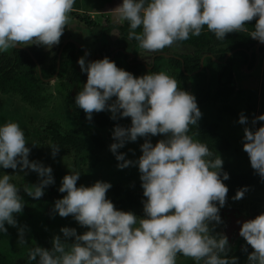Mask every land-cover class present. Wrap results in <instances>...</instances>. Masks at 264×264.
Wrapping results in <instances>:
<instances>
[{
    "label": "clouds",
    "instance_id": "obj_1",
    "mask_svg": "<svg viewBox=\"0 0 264 264\" xmlns=\"http://www.w3.org/2000/svg\"><path fill=\"white\" fill-rule=\"evenodd\" d=\"M74 3L0 0V53L18 44L46 49L58 45ZM113 11L118 24L128 22V39L149 53L199 36L205 26L222 40L227 33L248 31L247 22L253 19L248 36L264 43V0H122ZM77 62L87 79L75 105L86 119L108 111L113 120H131L129 127L114 126L109 150L118 168L138 167L144 215L117 209L107 197L110 182L77 186L81 173L69 168L58 188L65 195L54 201L52 212L72 216L87 230L78 234L76 228L62 227V236L54 235L50 248H29V264H176L178 253L196 264H238V258L229 255L227 236L213 231L222 223L219 210L228 192L223 181L229 174L219 154L214 156L205 143L189 135L190 126L198 125L202 116L196 97L164 71L135 76L107 56L92 61L81 56ZM258 121H264V114L252 118V128L244 127L243 150L264 179V124L255 128ZM238 122L247 125L248 117L241 112ZM158 134L164 138L153 144L149 137ZM138 137L145 138L142 154L127 159L118 149ZM28 143L17 121L0 123V169L37 173L38 183L27 184L23 192L39 199L55 183L53 170L29 159ZM48 146L55 157L60 147L52 142ZM11 180L12 175L0 174V233L7 232L5 224L17 226L16 215L26 203ZM246 191L247 186L238 189L233 199H241ZM17 230L18 243L24 245L26 229ZM239 235L253 249L247 264H264V212L244 221Z\"/></svg>",
    "mask_w": 264,
    "mask_h": 264
},
{
    "label": "flooded vegetation",
    "instance_id": "obj_2",
    "mask_svg": "<svg viewBox=\"0 0 264 264\" xmlns=\"http://www.w3.org/2000/svg\"><path fill=\"white\" fill-rule=\"evenodd\" d=\"M73 10V9H72ZM80 11V10H79ZM77 13V12H76ZM75 16H74V15ZM83 13L75 14V11H71V21L69 20L65 26V30L60 37V43L58 45H54L51 49H46L43 46H38L40 50L44 53L48 54V59L51 60L56 57V68H57V58L59 50L62 47V51L60 54L59 61V69L55 78L51 81H41L42 87L46 93L51 92L50 102L48 101L47 106L41 109L36 110V116L41 120L42 124H45L46 127H43L42 133L48 135V138H51V134H53V129L49 127L50 123L54 122L52 116L58 115L60 113H65L71 115V120L75 121V129H83L90 132L91 136H84L88 142V144L92 143V138L97 141H101L102 146L96 147L91 146L90 151L93 152L90 154V157L96 156L98 159L101 158V167H97V169L101 170L100 172L107 170L108 174H115L116 171H120V176L116 179V183L111 184L112 187L119 186L122 189H126L128 192H131L134 189V186H141L140 181V173L135 170H128V168L120 169L117 167L118 161H116L115 155L109 150V145L114 142L112 137V132L114 130V124L112 121H108L109 123L105 126H99L95 124L93 121L86 119L85 112L75 105V96L82 88L83 84L86 82L87 74L81 71V68L78 64V58L81 56H85L86 61H92L96 59H102L107 56L110 60L114 61L118 67H121L127 71H130L135 76L143 75L149 71L151 72H161L164 71L170 76L174 77L179 84V79L176 78V62L174 60L181 59V55L186 51L185 48H181L182 51L177 50L176 44L171 46L170 48H165L163 50L149 53L142 48L139 47L138 42L135 39H128V35L123 32L122 27L125 23L118 24L116 21H104L103 23H98L97 20L86 19L80 20L84 18ZM94 17V16H92ZM91 22V23H89ZM139 31V30H138ZM258 41L253 45L249 46L248 49H245L246 57L240 56L237 60L232 64V71L230 73V94L225 98H216V99H208L207 101L210 103L202 102L197 103L199 108H203L204 113L200 118V121L208 122L213 126L218 127V131H223L224 127L227 123H231V117L233 113H238V110H233L238 102L239 96L241 92L250 93L253 89H255L256 83L259 85L263 82L264 79V45H259ZM19 45V44H18ZM24 46V45H21ZM29 49L32 53L31 48L36 47V45H26L24 46ZM22 50L20 48H9L7 50V54L10 56H14V51ZM24 51V50H23ZM232 51V50H231ZM236 51V50H235ZM26 52V51H25ZM187 52V51H186ZM230 51L226 52L222 59L214 58V62L217 63L215 68H219L218 65L226 64L229 56L226 55ZM28 53V52H26ZM87 53V55H85ZM33 54V53H32ZM29 55V53H28ZM30 56V55H29ZM34 56V54H33ZM210 56L209 53H205L201 58L204 59ZM35 57V56H34ZM36 58V57H35ZM32 59V57H31ZM204 59H203V67H204ZM33 60V59H32ZM37 60V58H36ZM70 60V64L66 67L64 72L59 75L60 67L62 61ZM182 63L183 60L181 59ZM201 61V59H200ZM38 62V61H37ZM40 65V64H39ZM206 66V65H205ZM208 69L205 72V81L207 82L210 79L220 80L221 82L225 81V78H228V75H221L220 72H212L213 64L209 63L207 65ZM41 74L43 78H50L56 72V69L52 75H45V67L41 66ZM202 67V68H203ZM201 68V69H202ZM183 69V65H182ZM199 70V69H198ZM200 71V70H199ZM255 74L256 83H254L251 79V76ZM257 74L260 75L257 78ZM192 75V73H189ZM193 79V78H192ZM191 79V80H192ZM189 80V82L191 81ZM204 81V82H205ZM52 84V88L50 86ZM192 85V84H190ZM232 100V102H230ZM217 102H221V104H216ZM57 109V113H54V109ZM250 110L254 116L259 115L260 106L256 105L252 107L251 104L246 103L243 106V110ZM108 112V111H101ZM99 112H94V114ZM110 113V112H108ZM228 115L225 120H221L223 115ZM52 115V116H51ZM92 115V117H93ZM111 115V113H110ZM226 122V123H225ZM238 122V121H237ZM237 122H233V127H237V132H241V124H237ZM131 124V120H129ZM202 123V122H200ZM224 123V124H223ZM239 123V122H238ZM130 124L126 125L125 123L119 124L122 127H129ZM221 124L223 125L221 128ZM261 124H264V121H258L255 125V128H258ZM59 126L54 123V128ZM220 127V128H219ZM57 129V128H56ZM74 130V129H73ZM72 130V131H73ZM254 130V129H253ZM72 131H69L72 133ZM38 133V132H37ZM39 134V133H38ZM237 134V133H235ZM98 135V137H96ZM46 137V136H45ZM162 138H164L162 136ZM237 138V137H235ZM143 137H139L135 142H126L124 147L118 149L119 152H123L126 154V158L128 154L133 157V160L137 159L141 154L138 149L134 147L135 143L139 144V140L144 142ZM195 140V138H193ZM157 142V141H156ZM156 142H152L155 144ZM235 140L233 144H235ZM89 148V147H88ZM221 151V150H220ZM219 151V152H220ZM221 156V155H220ZM228 160L231 158L226 157ZM107 163L109 165L107 166ZM238 170V169H237ZM116 176V175H115ZM112 177V176H111ZM247 186V191L244 196L239 200H234L236 192L232 193L228 200L225 201L223 207L220 208L219 215L222 209L227 210H235L239 214H244L246 216H253L264 212V199L260 197L261 189L264 187V179H262L255 172L252 173V180L250 184H244L242 186ZM143 191V189H142ZM254 192H256L259 197L254 196ZM115 205V204H114ZM116 206V205H115ZM117 209L132 211L137 216H139L138 210L141 211L140 216H142V209L139 207H130L128 205L116 206ZM144 214V213H143ZM221 217V216H220ZM222 223L216 224L213 231L215 233H222L227 236L229 243V255H233L238 249L242 248L246 245V241L242 239L239 235V226L233 225L228 221L222 219ZM215 224V222H213ZM186 261L189 264V257H183L177 254L176 264H180L182 261Z\"/></svg>",
    "mask_w": 264,
    "mask_h": 264
},
{
    "label": "rangeland",
    "instance_id": "obj_3",
    "mask_svg": "<svg viewBox=\"0 0 264 264\" xmlns=\"http://www.w3.org/2000/svg\"><path fill=\"white\" fill-rule=\"evenodd\" d=\"M120 3H122V0H79L80 9H74L71 11H75L78 14L83 13V17L80 20H86V19H92L99 21L98 23H103L104 21L108 20L110 22L116 21V13L113 11ZM80 10V11H79ZM74 15V14H73ZM75 16V15H74ZM94 16V17H92ZM68 19L71 21V12L68 14ZM67 20V22L69 21ZM179 51H182L181 48L184 47H177ZM7 52V51H6ZM5 53V52H4ZM211 71V70H210ZM217 71V70H216ZM214 71V72H216ZM257 74V78H258ZM251 79L254 83H256L255 74L251 76ZM205 81V78H196L192 79L189 82L190 84L198 83L199 85H203ZM180 83V81H179ZM52 84H50L51 86ZM255 89L250 91V93L241 92V95L239 96L238 102L236 107L233 109L238 110V113H233V116L231 117V123H227L224 127L223 131L221 132L222 139L224 138V141L226 142L225 146L221 147V151H218V154L221 155V158L223 159V164L229 168L231 172L236 173H253L255 172L249 161V157L247 153L243 150V140L242 137L244 135L243 129L244 127H250L252 128V118L253 113L250 112V110H243V106L246 105V103L251 104L252 107L256 105L260 106V114H264V79L263 82L259 85L258 83L254 84ZM52 88V86H51ZM43 96H48V101L50 102L51 99V92L49 91L46 93V91L42 90ZM232 102V100H230ZM210 103V102H206ZM216 104H221V102H217ZM202 113H204L203 108H199ZM36 108L33 106H27L25 104H22L17 96L13 95H7L2 94L0 92V123H4L8 120L17 121L20 126L23 128L25 132V136L27 141L29 142L26 146H28L31 151L29 154L30 160H36L42 162L45 166H51L53 172L52 175L54 177L55 183L47 186L44 190V195L40 197L39 199H34L32 197H29L26 193L21 191V196L25 200V206L23 208L22 213L16 215L17 219V226L13 227L10 225L5 224V227L7 228L6 233H0V252L4 253L10 260H17L19 263H22L20 261H25L23 256L25 254H28L29 248H31L34 245H38L44 248H50L51 247V240L54 235H61L60 229L62 227H70V228H76L77 233L81 234L84 231H86V227H82L76 222L72 216L68 217H61L58 214H53L52 208L54 205V201L56 199L62 198L65 193H60L58 191V188L61 184V180L64 175L70 173V169H74L76 171H79L80 177L77 181V186H80L81 184L85 186H90L93 183H95L97 180L110 182L111 184L116 183V179L120 176V171H116L115 174L111 175L107 173L106 171L100 172L101 170L97 169V167H101V158L94 157H88L86 154L83 155L82 159L80 158L81 155L76 156L75 153L71 154H64V153H57L55 157L51 155V148L48 146L49 142H52L51 140L47 141L48 135H45L42 133L43 127H46L45 124H42L41 120L36 116ZM54 113H57V109L55 108ZM65 113H60L58 115H55L52 119L54 123H56L59 126V129L63 131H72L74 134L79 129H75V121L71 120V115L68 114L66 111ZM243 112L245 116L248 117V123L247 125L241 124V132H237V127H233V122H237L239 120V114ZM227 114L223 115L221 120H225L227 118ZM226 123V122H225ZM224 124V123H223ZM239 125L240 123L237 122ZM58 128V127H56ZM220 128V127H219ZM39 134H38V133ZM82 132V130H80ZM237 133V134H235ZM46 136V137H45ZM162 134H158L156 136L149 137L151 139V142H156L159 139H162ZM40 138L43 140L41 143V140L38 141L37 138ZM237 137V138H235ZM139 138V137H138ZM235 140V144H233V141ZM138 143L134 144V147L141 152L140 145L143 143V141H138ZM35 143V145L33 144ZM53 143V142H52ZM89 156V155H88ZM226 157L231 158V160H228ZM127 159L133 160V157L128 154ZM225 159V160H224ZM81 160V161H80ZM117 161V160H116ZM80 165L83 167V169L78 170L77 166ZM109 163H107V166ZM222 167L223 171H226L229 173L230 171L226 167ZM70 168V169H69ZM128 170H133L132 173L138 170V167L135 165H131L127 167ZM238 169V170H237ZM9 170V171H8ZM13 170V169H12ZM27 171V170H26ZM2 172L7 173L9 175H12V178H16L15 175L17 174H23V178L21 180H24V187L26 184L32 185L38 183L39 177L37 173L34 171H27V174L25 175L22 172H19V169L13 170L11 173V168L8 169H0V174ZM116 175V176H115ZM112 176V177H111ZM258 194L254 192V196H257ZM259 197V195L257 196ZM261 199H264V187L261 189ZM112 201V200H111ZM114 204V201H112ZM115 206V205H114ZM116 207V206H115ZM117 208V207H116ZM139 216L141 214V211L138 210ZM142 212V216H143ZM19 227H25V233H24V245H20L18 243V228ZM74 238H69V242H71ZM243 239V238H242ZM26 262V261H25ZM181 263V262H180Z\"/></svg>",
    "mask_w": 264,
    "mask_h": 264
},
{
    "label": "trees",
    "instance_id": "obj_4",
    "mask_svg": "<svg viewBox=\"0 0 264 264\" xmlns=\"http://www.w3.org/2000/svg\"><path fill=\"white\" fill-rule=\"evenodd\" d=\"M79 7V0H75L74 9H80ZM124 23L125 25L121 27L123 32L128 35V22L125 21ZM247 24L248 25H246V28L248 31H251L255 24V19L247 22ZM138 30L139 29H137V31ZM248 31L227 33L225 38L220 40L216 38L213 32L208 31L205 26L199 36H190L188 40L177 42V47H184L187 51L180 54L183 63L181 59L174 60L176 62V78H178L180 81L178 86L192 93L196 97L197 103L205 102L211 98H225L228 96L231 90H233V88H230L228 84L230 83L229 77L232 71V64H234V61L237 60L238 57L243 55L246 57L245 49H248L249 46L257 42V40L248 36ZM231 50L236 51L228 58L227 63L225 65H218V69L215 68L214 66H217V63L214 62V58L222 59L225 53ZM31 51L37 58L38 63L42 67H45L44 74L46 76L52 75L56 69V57L49 60L48 54L40 50L38 46L34 48L32 47ZM205 53H209L210 56H207L204 59V67L198 71L200 67V59ZM209 63L213 64V70H211L212 72L217 70L221 73V75H228V78H225V81L223 82L213 78L207 82L205 81L203 85L194 83L189 86V80L192 78H205L204 74L207 72V65ZM68 64H70V60H65V62L62 61L59 75L64 72ZM189 73H192V75H189ZM42 90L44 89L40 79L34 73V63L28 53L23 50L14 51V56H10L6 52L0 53V92L2 94L17 96L22 104L33 106L36 109H41L48 104V96H43ZM110 117L111 115L108 112H99L94 114L90 121H93L99 126H105L110 121L113 122L114 126L121 123H125L126 125L130 124V118L128 117H118L116 120H113ZM49 127L53 129V134L50 135L51 138H46L47 141L51 140L60 147L58 154L75 153L76 156L81 155V159L83 155L86 154L87 156H85V158H88L93 152L92 150L90 151L91 146L94 145L97 148L102 146L101 141H97L93 138V144H88L84 136H91L92 134L87 130L79 129L73 134L69 131H63L61 129L58 130V128H54V122H51ZM80 130H82V132H80ZM218 130L219 129L217 126H213L204 120H199L198 125L190 126L189 135L195 138V140L205 143L215 156L218 155V151L221 149V147L226 145L224 138L222 139L220 131ZM96 137H98V135ZM37 139L38 141L41 140V143L43 142V140L39 137ZM88 151L90 154H88ZM224 166L225 165L223 164L222 167ZM225 167L229 170L227 166ZM77 169L81 170L83 167L78 165ZM12 172L13 170L11 169V173ZM228 174L229 179L223 181L228 187L226 200L229 199L232 193L238 189H241L244 184H250L252 180L251 173H236L230 171ZM22 176L23 174H17L15 175L16 178H12L11 180V182L16 184L17 187L21 189V191L24 189V180H21L23 178ZM107 197L114 201V204L116 206L118 205V207L129 204L130 207H139L141 209L143 206L142 200L145 199L143 197L141 186H137V184L134 186V189L131 192H128L126 189H122L119 186L111 187L107 191ZM217 206L219 207V205ZM245 248L247 251H245ZM251 251H253L251 246L246 244L231 256L238 258V264H247L248 253ZM179 255L183 256L182 254ZM23 258L26 262L20 261L22 263H19L15 259L14 261L10 260L4 253L0 252V264H29L28 254H25ZM31 264H34V262H31ZM180 264L187 263L183 260ZM189 264H196V262L192 258H189Z\"/></svg>",
    "mask_w": 264,
    "mask_h": 264
},
{
    "label": "water",
    "instance_id": "obj_5",
    "mask_svg": "<svg viewBox=\"0 0 264 264\" xmlns=\"http://www.w3.org/2000/svg\"><path fill=\"white\" fill-rule=\"evenodd\" d=\"M259 45H264V43H261L259 42L258 43V47ZM14 48H20L26 52L29 53L30 57H32L33 59V63H34V73L35 75L41 80V81H44V82H48V81H51L53 78H55V76L57 75V72H58V69H59V61H60V54H61V51H62V47L61 49L59 50V53H58V58H57V68H56V72L54 73V75L50 78H43L42 77V74H41V67L39 65V63L37 62L36 58L33 56V54L29 51L28 48L24 47V46H21V45H16ZM233 52H235V50H232L230 51L227 55H226V58L227 56L233 54ZM203 58H201V61H200V67H199V70H201V68L203 67ZM198 70V71H199ZM220 216L222 217V219L228 221L229 223L233 224V225H236V226H241V224L248 220V219H252L254 218L253 216H246L244 214H239L238 212H236L235 210H227V209H222L221 212H220Z\"/></svg>",
    "mask_w": 264,
    "mask_h": 264
}]
</instances>
